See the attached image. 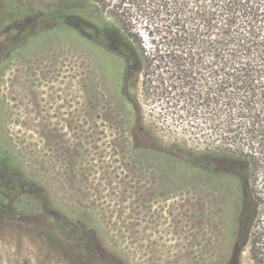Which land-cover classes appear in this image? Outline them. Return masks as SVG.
I'll use <instances>...</instances> for the list:
<instances>
[{
	"label": "rangeland",
	"instance_id": "374dc122",
	"mask_svg": "<svg viewBox=\"0 0 264 264\" xmlns=\"http://www.w3.org/2000/svg\"><path fill=\"white\" fill-rule=\"evenodd\" d=\"M68 7L47 31H0V264H254L237 243L234 165L200 158L217 129L133 77L125 36L151 50L164 22L109 5L100 51L74 30L95 26L78 16L91 8ZM153 69L166 87L172 69Z\"/></svg>",
	"mask_w": 264,
	"mask_h": 264
},
{
	"label": "trees",
	"instance_id": "16d2710c",
	"mask_svg": "<svg viewBox=\"0 0 264 264\" xmlns=\"http://www.w3.org/2000/svg\"><path fill=\"white\" fill-rule=\"evenodd\" d=\"M24 1L0 0V31L17 24L19 30L27 19L43 21L37 29L47 31L75 2L92 10L79 17L104 29H115L102 17L109 5L112 16L129 21L131 13L157 14L165 29L148 33L151 50L125 36L133 77L143 75L148 97L168 99L181 115L217 129L220 146L200 158L234 165L238 247L248 248L254 264H264V0H55L58 5L42 7ZM161 66L172 72L171 82L159 88L163 75L153 68ZM172 149L179 159L194 157L178 145Z\"/></svg>",
	"mask_w": 264,
	"mask_h": 264
},
{
	"label": "flooded vegetation",
	"instance_id": "af4514ba",
	"mask_svg": "<svg viewBox=\"0 0 264 264\" xmlns=\"http://www.w3.org/2000/svg\"><path fill=\"white\" fill-rule=\"evenodd\" d=\"M27 26V24H26ZM76 37L83 39L90 45H93L94 48L100 51L105 48V37L108 36V30L104 28H98L96 26L83 27V25L78 26L74 29ZM21 33V32H19Z\"/></svg>",
	"mask_w": 264,
	"mask_h": 264
}]
</instances>
